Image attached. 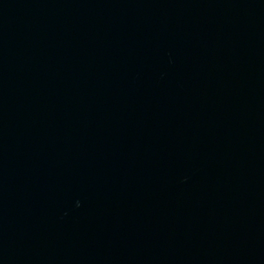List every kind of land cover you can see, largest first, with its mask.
I'll return each mask as SVG.
<instances>
[{"label": "water", "instance_id": "95a60500", "mask_svg": "<svg viewBox=\"0 0 264 264\" xmlns=\"http://www.w3.org/2000/svg\"><path fill=\"white\" fill-rule=\"evenodd\" d=\"M0 264H264V0H0Z\"/></svg>", "mask_w": 264, "mask_h": 264}]
</instances>
